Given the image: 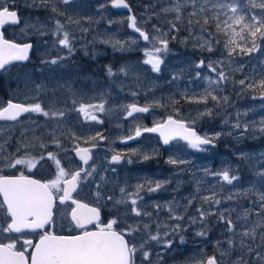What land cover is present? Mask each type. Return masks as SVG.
Segmentation results:
<instances>
[{"label":"rangeland","instance_id":"1","mask_svg":"<svg viewBox=\"0 0 264 264\" xmlns=\"http://www.w3.org/2000/svg\"><path fill=\"white\" fill-rule=\"evenodd\" d=\"M146 1L148 7L133 4L132 8L139 7L140 14H133L135 24L149 41L128 31V15L115 10L113 0H70L68 4L63 0H0L19 10L20 26L6 30V37L20 45H34L30 60L8 68L0 79V109L9 101L26 107L39 104L43 109L23 112L13 123L0 121V172H32L33 167L6 165L16 159L41 161L42 154L35 151L42 146L46 149L47 143L53 145L51 153L60 167L71 173L77 167L70 162L72 150L89 147L93 161L86 172L91 175L82 176L80 195L103 211L115 210L109 217L117 220L118 230L135 229L128 235L129 243L134 240L138 247L135 264H158L173 256L174 261L165 264H199L213 256L218 264H264V177L260 175L264 172V99L259 98L264 95L259 86L264 79V41H257L261 45L258 51L241 54L237 49L229 56L225 42L230 37L218 32L212 19L215 0ZM237 2L248 15L264 13L249 0ZM160 3L166 4L159 7ZM178 3L179 13L165 11ZM41 11L48 12L44 15ZM149 20L167 21L171 30L149 27ZM173 25L186 29L182 40L166 36V32L173 33ZM65 32L69 47L59 43ZM161 41H166L167 47L156 54L162 63L160 71L153 72L151 65L144 63L148 58L145 52L163 49ZM169 42L176 50L169 52ZM179 42L180 47L176 46ZM206 42H211L212 51L207 50ZM216 44L220 48H215ZM215 50L218 56L213 57ZM125 55L128 59L116 64L113 71L114 61ZM102 57L110 59L99 62ZM219 72L228 79L219 81ZM241 80L255 82L256 87L245 88ZM132 104L149 110L130 117L127 112ZM81 105L96 107L85 113L79 111ZM99 105H103L102 111ZM208 110L211 116L201 115ZM168 116L183 120L202 137H217L214 144L197 150L185 140H175L164 149L158 137L143 129ZM138 126L141 135L135 137ZM130 136L134 138L128 139ZM105 148L115 155L127 154L131 162L123 168L109 167ZM145 155L151 158L145 160ZM170 158L183 163L171 164ZM65 160L69 163L61 165ZM224 170L238 179L232 184L223 181L218 174ZM46 171L39 169L38 173ZM149 182L152 186L162 182V187L149 192ZM138 185L144 188L136 195ZM166 186L171 187L169 194H160L166 192ZM121 189L123 194H117ZM124 197H128L127 203H116ZM205 197L213 199L206 202ZM133 208L145 214L168 212L169 219L175 213L182 219L158 230L156 221L151 227H146V218L138 223ZM176 225H180L179 232L173 231ZM200 232L205 234L198 235ZM150 233L159 240H151ZM169 240L172 249L165 252L162 246ZM156 245L159 249L154 251ZM144 252L149 253L147 258Z\"/></svg>","mask_w":264,"mask_h":264},{"label":"snow or ice","instance_id":"2","mask_svg":"<svg viewBox=\"0 0 264 264\" xmlns=\"http://www.w3.org/2000/svg\"><path fill=\"white\" fill-rule=\"evenodd\" d=\"M70 0H63L64 4H68ZM249 4L255 8L259 7L264 9V0H249ZM114 6L116 7H127L124 0H114ZM213 8L216 9L212 19L216 22V29L218 32H223L230 38L225 42V48L228 49V55L231 56L233 53L239 49L241 54H249L260 50L261 45L257 41H264V13H256L248 15L247 9L242 7L237 0H215L213 3ZM55 12L56 9L53 8ZM165 11H175L179 13L180 5L178 3L177 7L173 9H166ZM204 9L201 8L200 12ZM196 15V13H192ZM221 17H224L221 19ZM132 20L131 26L135 28V19ZM179 19V16H177ZM18 23V17L16 11H10V9L0 3V27L6 23ZM208 18L204 19V24H208ZM192 21H189L191 24ZM57 31H60L62 26L57 22ZM175 27V25H173ZM239 28V30H237ZM140 33V36L145 40L149 41V36L142 32L139 28L135 29ZM206 29L202 28V31ZM238 38V40H237ZM239 41V42H238ZM59 43L65 47H69V37L68 33L65 32L63 39ZM164 47L153 48L152 51L145 52L148 57L144 63L150 64L153 72L160 71V64L162 63L157 53L162 50H166L167 42H160ZM250 45V46H249ZM207 50L212 51L211 42H206ZM32 47L31 44H16L7 40H4L0 36V69H4L7 64L12 61H26L28 60V52ZM71 51V48H69ZM56 63L55 60L51 61ZM203 64V61L200 62ZM200 65H198L199 67ZM212 71H216L212 64H209ZM111 74V70H109ZM219 81H225L228 77L223 73L218 74ZM241 85L245 88H255V82L245 83V80L239 81ZM259 86L264 88V79H261ZM211 96V92L207 93ZM213 100H217L216 96H211ZM206 99V97H205ZM227 98H225L226 100ZM96 106L92 105H81L79 111L87 113L88 108H93ZM99 110H103V105H99ZM127 115L133 116L134 113L147 112L148 107H138L135 104L129 106ZM42 112L43 109L39 104L31 107H26L20 104H13L11 101L8 102L7 107L0 109V120H16L17 117L23 112ZM48 115L47 112L43 113ZM63 115V113H60ZM201 115L211 116V110H208ZM91 119H96L92 116ZM239 127V124L236 125ZM145 132H159L164 144H168L170 140L180 138L187 142L188 146L203 150L202 146L212 145L217 137H202L196 133V131L187 125L183 120L174 119L172 116H168L166 120L162 123L157 124L152 128H144ZM264 131V128L261 129ZM141 135V128L138 126L135 129V137ZM219 134H217L218 136ZM130 136L128 139H133ZM77 155L80 159L87 164L90 159L89 149L81 148L77 150ZM48 158L53 160L57 165L56 179L41 182L39 180L31 179L27 176L21 174L18 177H7L0 176V194L3 195V201L0 202V213H3L5 222L7 219L11 218V223H7V227L0 225V232H16L21 233L22 228L29 229H43L45 225H49L53 220V208L57 201L63 204L66 200L70 199V192L74 191L78 181L82 179L81 173L84 175H91L90 172H86L84 169L75 171L74 174L68 173L63 167H60V161L56 158L53 153L48 154ZM148 155L144 156V159H150ZM40 159H44L43 156ZM121 159L119 155H114L112 157L113 161L118 162ZM171 164L183 163V161H177L174 159H169ZM35 161L33 159H16L14 163L10 160L8 161V167H16L18 165H25L29 169L35 166ZM71 175V179H64L66 176ZM218 175L221 176L223 181L228 184H232L234 180L238 177L230 175L228 170H224ZM264 177V172L260 173ZM64 181L67 187L61 189L60 182ZM162 187V182H156L154 186L149 182L148 191L155 192ZM144 188V185L137 186V193ZM62 191V195L57 197L54 195L53 190ZM123 192L124 190L121 189ZM111 199V198H109ZM205 201H210L212 197H205ZM264 200V196L261 197ZM76 204L71 212V218L76 222L78 228L84 229L87 224H96L95 231H83L82 234L76 236H57L45 232L40 236L39 243L33 244L32 240H24L22 248L23 250H17L16 242L3 244L0 243V264H135L134 257L137 252V247L133 244L130 245L125 239L126 235H131L135 229L129 228L127 230L117 231L114 225H117V220L112 219L106 224H101L99 221V212L96 208H89L86 204H81L76 200L72 201ZM123 201H117L116 203H122ZM133 205L136 204V200L131 201ZM219 203V201H215ZM6 205V208H5ZM77 209H85V213L77 212ZM133 211L136 215H140L135 208ZM205 214L201 212L203 217ZM176 219H182V217H175ZM223 218V217H222ZM231 226V221H228ZM147 227V226H146ZM180 225H176L174 232H179ZM231 230V227L229 228ZM198 235H204L205 233L200 232ZM248 235V233H245ZM151 240L158 241L159 237L157 235L150 236ZM181 243L184 242L183 236H180ZM172 241L166 242V246L171 247ZM27 248H33L34 251L31 253L27 252ZM144 257L147 258L149 253L144 252ZM199 264H218L216 258L209 257L206 261H201Z\"/></svg>","mask_w":264,"mask_h":264},{"label":"flooded vegetation","instance_id":"3","mask_svg":"<svg viewBox=\"0 0 264 264\" xmlns=\"http://www.w3.org/2000/svg\"><path fill=\"white\" fill-rule=\"evenodd\" d=\"M6 119L0 120V121H4ZM197 131V130H196ZM155 136V135H154ZM157 137V136H156ZM175 141V140H174ZM172 144V142H171ZM89 149V147H87ZM165 149V148H164ZM54 150V147L52 144H50V146L48 147L47 143H46V149L43 150V146L40 147L39 149H37L35 151L36 154L41 155L44 157V159H42L39 162L35 163V166L33 167V171L32 172H27L26 175L28 176H32L35 178H38L39 180H41L42 182H48L53 180L54 178L56 179V173L58 171L57 169V165L55 164V162L51 159L48 158V154L51 153ZM75 150V149H74ZM74 150H72V159H70L71 163H74L77 165V167L73 168V170L71 171V174H74L75 171H79L80 169H82V164L79 158V156L77 154H75ZM107 156V163L109 167L112 168H123L124 164L131 162L130 159L128 158V155H119L121 157V159L118 161L119 164H114L116 163V161L112 160V157L115 155L113 154L109 149L105 148ZM93 159V157H92ZM93 161V160H92ZM91 161V162H92ZM63 162H68V161H62L61 165L63 164ZM69 163V162H68ZM39 169H46L47 171L45 173H38ZM34 170H36V172H34ZM86 171V168H85ZM15 173L12 172H0V176H15ZM84 175V172L81 173V177ZM71 175L66 176L64 179H68L70 178ZM79 184V189L74 192L71 191L70 192V199L66 200L63 204L59 203V200L57 199L54 208H53V220L49 225H45V227L43 229H28V231H21V233H16V232H0V243L3 244H7V243H12V242H16V248L17 250H23L22 245H23V241L24 240H32L33 244H37V242L40 239V236L42 234H44L45 232L53 234V235H57V236H76V235H80L82 234L83 231H95L96 230V224H87L85 226L84 229L78 228L74 222V220H72L71 218V212L72 210L75 208L76 204H74L72 201L76 200L78 202H82L83 204H89V200H84L82 198V196L80 195V181H78ZM67 187L64 186V181L61 180L60 182V188L63 189ZM54 195H56L57 197H59L60 195H62V191H56L55 189L53 190ZM117 194H123V192L118 191ZM117 196V195H116ZM110 198V196H109ZM110 200V199H109ZM108 200V201H109ZM107 201V202H108ZM120 201H125L126 203L128 202V197H124L123 199L120 198ZM0 202H2L1 198H0ZM94 206V205H93ZM6 208V205H5ZM100 211V216L101 219L99 220L101 224H106L108 221L111 220V218L109 216H111V214H115V210L113 211V209L108 208L109 211H103L104 209H101L99 207ZM168 212H165V214H160L159 216L160 218H168L167 215ZM7 223H11V218L9 217L7 219V222H5L4 219V215L3 213H0V225H2L3 227H7ZM115 226V225H114ZM116 228V227H114ZM126 240L128 241V235L125 236ZM129 242V241H128ZM130 245H133L134 243H129ZM136 247L137 245L134 244ZM138 248V247H137ZM162 248L164 249L165 252H169L172 248L166 246V244H164L162 246ZM33 251V248H27V252L26 255L28 253H31ZM167 262H163V264L168 263V262H173L172 261V257L171 258H166Z\"/></svg>","mask_w":264,"mask_h":264},{"label":"trees","instance_id":"4","mask_svg":"<svg viewBox=\"0 0 264 264\" xmlns=\"http://www.w3.org/2000/svg\"><path fill=\"white\" fill-rule=\"evenodd\" d=\"M129 1V6H130V12L132 13V14H140V12H139V7H137V8H132V5L134 4H141V5H144V6H146L147 5V1L146 0H128ZM192 2V1H191ZM164 4H166V3H160V4H158L159 5V7H163V5ZM146 7H148V6H146ZM41 12H43L44 13V15H46L47 14V12L48 11H41ZM53 14H54V12H52ZM169 19H173V16H171ZM151 22V23H150ZM148 26H153V28H157L158 30H161V31H165V29H164V27L163 26H165V28H166V30L167 29H170L171 30V24H169V23H167V21H164V22H156V23H153L152 21H150L149 20V22H148ZM172 29H173V33H171V32H166V33H169L168 35H166L167 37H169L170 39L171 38H178V40L180 41V40H182L183 39V36L187 33L186 32V29H182V30H178V28H177V26H176V28L175 27H172ZM178 30V31H177ZM180 33H181V35H180ZM180 35V36H179ZM169 48H172L169 52H171L172 50H176L174 47H173V45L169 42ZM180 42L178 43V45H176V44H174V45H176V46H179L180 47ZM220 46L221 45H218V44H216L215 45V48L217 47H219L220 48ZM137 56V54H135L134 56H130V59H133V58H135ZM216 56H218V51L217 50H215L214 51V53H213V57H216ZM110 59V57H102L101 59H98L99 60V62H107L108 60ZM128 59V56H123V59H122V57H117V59L114 61L115 62V64H114V66L112 67V70L113 71H115L116 69V64H118L119 62H122V61H125V60H127ZM88 64H89V66L90 65H92V63L88 60ZM102 64H104V63H102ZM163 157H165V156H163ZM151 234H153V233H150L149 235H151ZM154 235V234H153Z\"/></svg>","mask_w":264,"mask_h":264},{"label":"water","instance_id":"5","mask_svg":"<svg viewBox=\"0 0 264 264\" xmlns=\"http://www.w3.org/2000/svg\"><path fill=\"white\" fill-rule=\"evenodd\" d=\"M114 1V0H113ZM124 3L125 4H127V7H116V6H114V3H113V8L115 9V10H117V11H126V12H129L130 11V8H129V5H128V3L126 2V0H124ZM130 18H134L133 17V15L132 14H129V17H128V30L129 31H131V32H135L136 34H139L140 35V33L139 32H137L135 29H136V27L134 28V27H132L131 26V24H132V20L130 19ZM135 19V18H134ZM9 25H14V26H16V25H18V23H15V24H13V23H6V24H4L2 27H0V36H2V38L4 39V37H3V33H2V30L3 29H5L7 26H9ZM4 40H6V39H4ZM7 41H10V40H7ZM10 42H13V41H10ZM13 43H15V42H13ZM30 51H31V49L29 50V52H28V57L30 56ZM29 59V58H28ZM27 61V60H26ZM26 61H12V62H10L9 64H7L6 66H9V65H11V64H13V63H25ZM5 66V67H6ZM1 70H3V69H0V71ZM260 99H264V95L263 96H261L260 97ZM138 106V105H137ZM138 107H141V106H138ZM144 113V112H143ZM22 114V113H21ZM20 114V115H21ZM134 114H136V113H134ZM19 115V116H20ZM18 118V117H17ZM9 121H14V120H9ZM195 130V129H194ZM196 131V130H195ZM150 133H152V134H155V135H157L158 137H159V139H160V141H161V143L163 144V145H166V144H164L163 143V139L161 138V136H160V134H159V132H150ZM176 139H180V138H176ZM183 140V139H182ZM172 140H170L169 142H171ZM78 150V149H77ZM77 150H75V153H77ZM88 162H89V160H88ZM1 196H2V198H3V195L1 194ZM85 214H86V211H85Z\"/></svg>","mask_w":264,"mask_h":264},{"label":"bare ground","instance_id":"6","mask_svg":"<svg viewBox=\"0 0 264 264\" xmlns=\"http://www.w3.org/2000/svg\"><path fill=\"white\" fill-rule=\"evenodd\" d=\"M39 11H40V10H39ZM33 14H34V12H33ZM166 19H167V18H166ZM150 23H151V22H150ZM149 27H150V26H149ZM180 30H181V29H180ZM180 30H179V31H180ZM75 31H76V30H75ZM180 35H181V34H180ZM180 35H179V36H180ZM91 38H92V36H91ZM204 54H205V53H204ZM209 54H210V53H209ZM104 77H105V76H104ZM99 78H100V77H99ZM59 94H60V93H59ZM259 98H260V97H259ZM259 98H258V99H259ZM203 109H204V108H203ZM211 119H212V118H211Z\"/></svg>","mask_w":264,"mask_h":264}]
</instances>
